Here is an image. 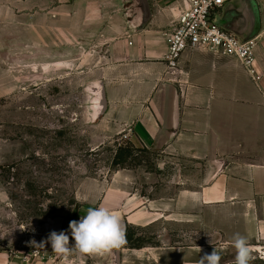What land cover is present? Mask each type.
I'll return each mask as SVG.
<instances>
[{"label": "crops", "instance_id": "crops-1", "mask_svg": "<svg viewBox=\"0 0 264 264\" xmlns=\"http://www.w3.org/2000/svg\"><path fill=\"white\" fill-rule=\"evenodd\" d=\"M163 1L148 0L151 19L140 27L137 5L136 13H122L131 0H76L73 5L69 0H0V98L10 76L7 66L16 71L28 64L33 73L41 68L47 76L55 51H73L65 38L104 37L107 55L99 61L98 74L107 108L98 121L92 119L106 137L101 144L130 133L138 146L160 150L161 164L187 160L204 163V170H180L171 187L160 185L156 192L151 182L147 193L128 190L123 196L111 190L98 206L91 204V195L78 192L86 211L104 206L120 215L126 234L141 229L155 241L147 239L139 249L125 244L100 255L101 264H198L214 248L219 264H234L237 233L248 240L250 264H264L262 51H256L252 73L233 58L187 52L181 60L184 73L169 74L166 33L182 7L181 0L170 6ZM225 10L223 25L249 39L257 28L254 14L253 25L241 3ZM4 253L0 264L54 263ZM60 258L59 264H90L80 252Z\"/></svg>", "mask_w": 264, "mask_h": 264}, {"label": "rangeland", "instance_id": "rangeland-1", "mask_svg": "<svg viewBox=\"0 0 264 264\" xmlns=\"http://www.w3.org/2000/svg\"><path fill=\"white\" fill-rule=\"evenodd\" d=\"M69 1L72 5L76 2ZM134 1L123 4L122 13L127 17L130 11L136 13ZM176 1L165 0L162 5ZM253 3L259 24L253 38L262 51L263 73L258 77L264 79V36L260 37L264 32V0ZM227 21L228 16L218 24ZM58 32L56 29L55 43L60 48L62 36ZM70 39L65 38V42L73 51H55L54 65L47 76L41 68L33 73L28 64L16 71L9 66L6 69L10 76L5 96L0 98V251L20 255L22 261L31 255L40 263L51 259L53 264L62 262L50 243L39 245L53 231L56 218L65 219L62 231L69 235L70 245L74 244L69 223L87 213L77 200L78 192L91 195V204L98 206L111 190L123 196L128 190L147 193L151 182L156 192L160 185L170 186L180 170H204V163L196 165L187 160L161 164L164 154L138 146L130 133L102 145L104 132L92 123L96 102L92 87L102 81L99 61L107 55L108 44L102 36L84 40L72 35ZM129 146L135 148L132 156L123 166L115 167L113 161L119 149ZM168 194L172 195L173 190ZM130 231L134 233L130 247L140 246L147 239L155 243L151 232ZM84 255L90 264H101L99 254Z\"/></svg>", "mask_w": 264, "mask_h": 264}, {"label": "built area", "instance_id": "built-area-1", "mask_svg": "<svg viewBox=\"0 0 264 264\" xmlns=\"http://www.w3.org/2000/svg\"><path fill=\"white\" fill-rule=\"evenodd\" d=\"M235 0H181L182 12L166 33L167 72L184 73L181 60L187 52H206L236 59L253 72L256 62V39H241L223 24L224 10Z\"/></svg>", "mask_w": 264, "mask_h": 264}, {"label": "clouds", "instance_id": "clouds-1", "mask_svg": "<svg viewBox=\"0 0 264 264\" xmlns=\"http://www.w3.org/2000/svg\"><path fill=\"white\" fill-rule=\"evenodd\" d=\"M69 229L74 239L73 245H70L69 235L65 231H52L39 246L44 247L50 243L55 253L67 256L73 251L104 255L119 250L126 244L120 215L104 206L89 208L79 221H70ZM233 247L236 250L234 264H250L253 257L247 238L239 233L235 234ZM220 259V253L214 248L211 254L201 256L198 264H219Z\"/></svg>", "mask_w": 264, "mask_h": 264}, {"label": "water", "instance_id": "water-1", "mask_svg": "<svg viewBox=\"0 0 264 264\" xmlns=\"http://www.w3.org/2000/svg\"><path fill=\"white\" fill-rule=\"evenodd\" d=\"M250 2L252 3L253 8H254L253 0H250ZM136 5L138 7V12L140 13V18H139L140 27H143V26L147 25L151 19V14H152L151 8H150L148 0H136ZM253 13H254V11H253ZM254 17L256 19L257 28H256V31L250 36V38H253L256 35V33L258 32V25L259 24L257 22L256 13H254ZM99 88H100V91L98 93ZM92 93H94L93 95H94L95 101H96L94 103V108L92 109V112H93L92 119L94 122H96L103 116V114L105 113L106 108H107V101H106L103 83L99 82L98 86L94 87V92L92 89ZM64 224H65L64 218L54 219L53 231H56V232L62 231ZM123 224H124V230H125V234H126L127 228H126V224L124 221H123Z\"/></svg>", "mask_w": 264, "mask_h": 264}, {"label": "trees", "instance_id": "trees-1", "mask_svg": "<svg viewBox=\"0 0 264 264\" xmlns=\"http://www.w3.org/2000/svg\"><path fill=\"white\" fill-rule=\"evenodd\" d=\"M133 150H135V148H133L132 146L124 147V148L121 147L114 158L113 165L115 167L123 166L127 162L128 158L132 156ZM125 237H126V244L132 243L134 241V233H132V231H129L125 235ZM141 247L142 245L133 246L132 248L139 249Z\"/></svg>", "mask_w": 264, "mask_h": 264}, {"label": "flooded vegetation", "instance_id": "flooded-vegetation-1", "mask_svg": "<svg viewBox=\"0 0 264 264\" xmlns=\"http://www.w3.org/2000/svg\"><path fill=\"white\" fill-rule=\"evenodd\" d=\"M236 3H241L242 5H244V7L246 8V11H248V16L250 18V21L251 23L254 25V17H253V11H254V8H253V5L252 3L250 2V0H243V2L241 1H237ZM235 3V4H236ZM238 15H241V13H239ZM235 23L236 25L238 24L237 21L233 22Z\"/></svg>", "mask_w": 264, "mask_h": 264}, {"label": "bare ground", "instance_id": "bare-ground-1", "mask_svg": "<svg viewBox=\"0 0 264 264\" xmlns=\"http://www.w3.org/2000/svg\"><path fill=\"white\" fill-rule=\"evenodd\" d=\"M261 36H262V37L264 36V32H263V35H260V37H261ZM260 37H259V38H260ZM261 42H262V41H261ZM257 44H258V43H257ZM257 50H258V49H257ZM257 50H256V51H257ZM92 89H93V92H94V86L92 87ZM99 91H100V88L98 89V93H99ZM92 94H94V93H92ZM99 98H100V97H99ZM99 98H98V99H99ZM97 105H98V104H97Z\"/></svg>", "mask_w": 264, "mask_h": 264}]
</instances>
